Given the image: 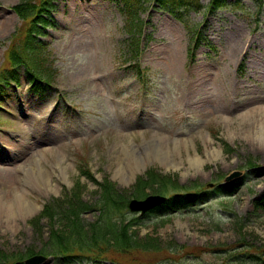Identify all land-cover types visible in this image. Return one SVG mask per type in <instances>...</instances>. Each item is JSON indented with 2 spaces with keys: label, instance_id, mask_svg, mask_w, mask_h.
Returning <instances> with one entry per match:
<instances>
[{
  "label": "rangeland",
  "instance_id": "obj_1",
  "mask_svg": "<svg viewBox=\"0 0 264 264\" xmlns=\"http://www.w3.org/2000/svg\"><path fill=\"white\" fill-rule=\"evenodd\" d=\"M20 1L0 0V71L22 26L12 9ZM200 4L201 11L187 14V31L158 2L145 0L139 32L130 34L112 0H57L59 27L44 44L55 70L49 78L62 99L49 90L32 95L20 70V85L7 89L0 104V116L11 121L0 122V254L47 248L51 221L31 222L78 181L83 199L95 202L96 182L107 178L126 190L156 169L192 195L165 223L148 221L137 231L187 250L183 258L142 254L122 264H168L169 258L176 264H264V153L245 136L264 118V0H227L215 12L210 0ZM140 27L141 66L155 82L144 96L128 50L138 44ZM197 31L218 51L202 45L190 65V33ZM80 165L96 180L81 177ZM234 172L241 176L229 180ZM44 264L67 263L49 257Z\"/></svg>",
  "mask_w": 264,
  "mask_h": 264
},
{
  "label": "trees",
  "instance_id": "obj_2",
  "mask_svg": "<svg viewBox=\"0 0 264 264\" xmlns=\"http://www.w3.org/2000/svg\"><path fill=\"white\" fill-rule=\"evenodd\" d=\"M173 3L180 2L181 5L188 0H165ZM216 1V0H215ZM139 0H122L125 14L131 19L136 17L138 12ZM18 49H14V53ZM154 177L153 172L148 173V178ZM142 184L143 187H142ZM163 191L167 187L163 180L161 182ZM146 182L139 180L134 189L132 197L145 196ZM166 188V189H165ZM100 206V216L96 222L88 226L75 224L72 217H69L67 229L61 233H54L55 242L50 243L51 253L56 257L69 256L90 257L99 256L101 259L114 256H126L132 253H158L163 251L155 244L156 240L152 237L140 238L135 232H132V226L136 224V219L125 223L127 218V204L131 196L121 194L115 187L106 182L102 185ZM72 210V209H71ZM58 236V238H57ZM57 238V239H56ZM183 251V247L179 248ZM13 258H6L0 254V264H10ZM20 257L16 261H23Z\"/></svg>",
  "mask_w": 264,
  "mask_h": 264
},
{
  "label": "bare ground",
  "instance_id": "obj_3",
  "mask_svg": "<svg viewBox=\"0 0 264 264\" xmlns=\"http://www.w3.org/2000/svg\"><path fill=\"white\" fill-rule=\"evenodd\" d=\"M264 118L259 121H255V123L250 127V130L245 131V136L247 139V143L252 146H256L261 152L264 153ZM241 131V128H238ZM260 152V153H261ZM5 216H12V210H6L4 213ZM2 216V213L0 214Z\"/></svg>",
  "mask_w": 264,
  "mask_h": 264
},
{
  "label": "water",
  "instance_id": "obj_4",
  "mask_svg": "<svg viewBox=\"0 0 264 264\" xmlns=\"http://www.w3.org/2000/svg\"><path fill=\"white\" fill-rule=\"evenodd\" d=\"M160 201H162V200L159 198H155V197H150L144 202L132 201L130 204V208L133 211L145 212L147 209H150L151 207L157 205ZM44 260H45L44 258L37 257V258H34L32 260H29L28 262L29 263H39V262H42Z\"/></svg>",
  "mask_w": 264,
  "mask_h": 264
}]
</instances>
